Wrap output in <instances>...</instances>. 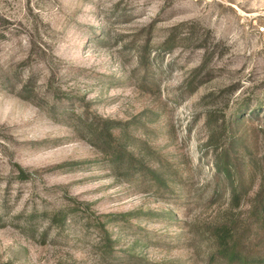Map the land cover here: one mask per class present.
Instances as JSON below:
<instances>
[{"label":"rangeland","instance_id":"374dc122","mask_svg":"<svg viewBox=\"0 0 264 264\" xmlns=\"http://www.w3.org/2000/svg\"><path fill=\"white\" fill-rule=\"evenodd\" d=\"M263 101L264 0H0V264H209L205 138Z\"/></svg>","mask_w":264,"mask_h":264},{"label":"trees","instance_id":"16d2710c","mask_svg":"<svg viewBox=\"0 0 264 264\" xmlns=\"http://www.w3.org/2000/svg\"><path fill=\"white\" fill-rule=\"evenodd\" d=\"M245 105L205 138L207 154L212 152V197L229 201L227 211L215 216L209 264L215 261L220 264H264V251L255 252L249 248L256 235L264 234V118L260 119L261 123H256L260 114H264V103ZM116 126L110 121L100 124L90 136L99 148L102 145L105 149L112 148L116 136L111 130ZM111 161L114 170L130 166L150 172L131 153L119 148H113ZM20 170L22 174L27 173L22 167ZM151 178L168 188L167 180L160 173L151 172ZM245 199L250 200V206L247 216L241 220L233 210Z\"/></svg>","mask_w":264,"mask_h":264}]
</instances>
